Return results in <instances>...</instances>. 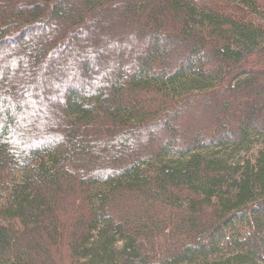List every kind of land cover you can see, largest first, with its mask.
Returning <instances> with one entry per match:
<instances>
[{
    "label": "trees",
    "instance_id": "obj_1",
    "mask_svg": "<svg viewBox=\"0 0 264 264\" xmlns=\"http://www.w3.org/2000/svg\"><path fill=\"white\" fill-rule=\"evenodd\" d=\"M0 264H264V0H0Z\"/></svg>",
    "mask_w": 264,
    "mask_h": 264
}]
</instances>
